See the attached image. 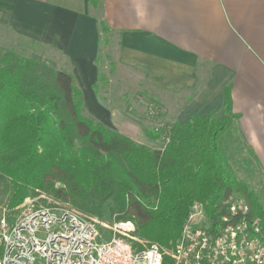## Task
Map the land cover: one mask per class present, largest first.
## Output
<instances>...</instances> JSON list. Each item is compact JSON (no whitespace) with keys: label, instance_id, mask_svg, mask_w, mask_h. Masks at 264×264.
Listing matches in <instances>:
<instances>
[{"label":"trees","instance_id":"16d2710c","mask_svg":"<svg viewBox=\"0 0 264 264\" xmlns=\"http://www.w3.org/2000/svg\"><path fill=\"white\" fill-rule=\"evenodd\" d=\"M89 3L101 10L100 0ZM112 35L99 19L92 89L105 108L100 94L109 81L104 60L110 61L109 73L115 62L109 52L101 57V50ZM154 116L165 118L158 110ZM237 117L226 87L222 115L211 110L183 122L164 121L160 128L144 127L148 138L164 142L152 148L86 114L73 75L54 60L0 46V186L4 180L9 187L2 209L14 214L32 197L66 205L99 227L130 219L135 231L127 239L135 249L150 243L168 249L194 204L214 220L233 196L246 201L264 231V201L236 177L225 155L227 143L221 141Z\"/></svg>","mask_w":264,"mask_h":264},{"label":"crops","instance_id":"0c3cea01","mask_svg":"<svg viewBox=\"0 0 264 264\" xmlns=\"http://www.w3.org/2000/svg\"><path fill=\"white\" fill-rule=\"evenodd\" d=\"M100 1L96 12L89 0H0V26L62 56L59 68L73 75L83 106L85 88L99 120L109 113L92 89L99 19L118 43L117 61L155 87L165 118L222 115L228 87L238 116L231 131L264 174V0Z\"/></svg>","mask_w":264,"mask_h":264},{"label":"built area","instance_id":"2783aa9c","mask_svg":"<svg viewBox=\"0 0 264 264\" xmlns=\"http://www.w3.org/2000/svg\"><path fill=\"white\" fill-rule=\"evenodd\" d=\"M222 209L212 220L196 203L171 248L138 250L126 237L135 231L131 221H114L104 238L95 220L29 197L14 214L1 211L0 264H264L260 218L241 197L227 198Z\"/></svg>","mask_w":264,"mask_h":264},{"label":"rangeland","instance_id":"374dc122","mask_svg":"<svg viewBox=\"0 0 264 264\" xmlns=\"http://www.w3.org/2000/svg\"><path fill=\"white\" fill-rule=\"evenodd\" d=\"M114 42L115 40L112 35L111 44L103 45L101 50V57H103V53L109 52L115 62L114 71L109 73L110 61L107 59L104 60V68L109 81L108 85L103 87L104 90H100V94L106 99V109L109 112L107 113V118L99 120L96 114L89 110L90 97L85 88H83L85 112L103 122L106 126L127 135L139 143L146 144L152 148H162L164 145L163 140H152L148 138L143 128H160L164 121H175V119L154 116L156 110L165 113L163 111V104L157 98L158 95H156L155 87L145 82L141 71L125 67L121 62L119 63L117 61V46ZM0 46L13 48L23 54L36 52L44 58L54 60L58 67L65 65L62 56L53 53V51L43 47V45L32 46L28 39L20 37L18 34L3 26H0ZM232 128H229L221 138L224 145L227 143V146L225 145L226 158L233 168L236 177L247 183L264 201V174L261 168L256 165L243 140L231 131ZM246 162H249L250 165H246ZM8 189L9 187L6 186V181L3 180L0 186V214L8 198ZM48 203L51 204L53 202L48 201ZM130 221V219H126L115 222L125 224ZM112 224L113 222L111 224H103L100 226L101 228L99 227L104 238L110 235L109 231ZM132 234L129 232V236L126 237L130 238Z\"/></svg>","mask_w":264,"mask_h":264}]
</instances>
